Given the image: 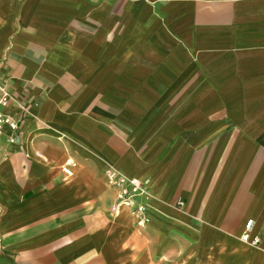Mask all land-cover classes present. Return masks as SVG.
<instances>
[{
    "label": "crops",
    "instance_id": "1",
    "mask_svg": "<svg viewBox=\"0 0 264 264\" xmlns=\"http://www.w3.org/2000/svg\"><path fill=\"white\" fill-rule=\"evenodd\" d=\"M0 81V264H264V0H0Z\"/></svg>",
    "mask_w": 264,
    "mask_h": 264
},
{
    "label": "built area",
    "instance_id": "2",
    "mask_svg": "<svg viewBox=\"0 0 264 264\" xmlns=\"http://www.w3.org/2000/svg\"><path fill=\"white\" fill-rule=\"evenodd\" d=\"M16 101L13 94L10 92L9 88L0 81V137L6 132L10 131L12 134H17L20 130V125L17 120L10 116L3 115L2 110L8 107L10 104ZM24 112V110H22ZM73 163H67L64 167V172L68 176L73 175L72 171ZM110 180L117 181L120 187V192L117 195L118 203L114 206L113 210L115 212L121 209H132L135 206V198L142 195L145 192V184L141 183L137 179H127L122 175L118 176L116 170L111 169L109 171ZM134 215H136L143 222L146 220V206L144 204L139 205L134 210ZM141 222V223H143ZM254 221L250 220L246 224V230L242 234L241 239L246 243L252 245H258L259 240L256 239L251 241V230L253 229Z\"/></svg>",
    "mask_w": 264,
    "mask_h": 264
}]
</instances>
